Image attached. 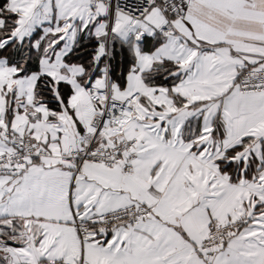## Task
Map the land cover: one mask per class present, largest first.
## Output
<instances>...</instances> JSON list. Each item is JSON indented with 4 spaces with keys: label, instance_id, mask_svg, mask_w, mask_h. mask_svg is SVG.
Segmentation results:
<instances>
[{
    "label": "snow or ice",
    "instance_id": "obj_1",
    "mask_svg": "<svg viewBox=\"0 0 264 264\" xmlns=\"http://www.w3.org/2000/svg\"><path fill=\"white\" fill-rule=\"evenodd\" d=\"M0 264H264V0H0Z\"/></svg>",
    "mask_w": 264,
    "mask_h": 264
},
{
    "label": "trees",
    "instance_id": "obj_2",
    "mask_svg": "<svg viewBox=\"0 0 264 264\" xmlns=\"http://www.w3.org/2000/svg\"><path fill=\"white\" fill-rule=\"evenodd\" d=\"M80 54H84L83 51Z\"/></svg>",
    "mask_w": 264,
    "mask_h": 264
}]
</instances>
